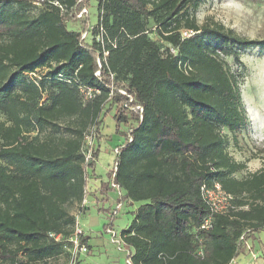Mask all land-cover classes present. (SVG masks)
<instances>
[{
  "label": "trees",
  "instance_id": "obj_1",
  "mask_svg": "<svg viewBox=\"0 0 264 264\" xmlns=\"http://www.w3.org/2000/svg\"><path fill=\"white\" fill-rule=\"evenodd\" d=\"M76 1L0 0V264H49L64 255L63 242L49 235L70 236L75 215L87 209L84 136L106 104L127 99L117 92L108 99L111 83L142 107L141 121L114 112L117 125L130 126L114 182L138 205L120 233L131 263L229 264L264 231V168L234 176L246 164L226 145L229 136L237 144L247 118L240 74L225 59L263 52L264 40L198 24L203 0H95L89 49L81 32L67 29ZM81 87L100 93L83 104ZM216 183L233 209L201 229L210 210L200 187Z\"/></svg>",
  "mask_w": 264,
  "mask_h": 264
},
{
  "label": "rangeland",
  "instance_id": "obj_2",
  "mask_svg": "<svg viewBox=\"0 0 264 264\" xmlns=\"http://www.w3.org/2000/svg\"><path fill=\"white\" fill-rule=\"evenodd\" d=\"M35 4L39 6L37 1ZM82 9L87 11V15L81 19L76 18ZM36 11L37 9L33 12ZM65 15L68 30L79 32L90 30L97 22L95 0H77L73 10ZM195 16L198 24L216 23L242 38L264 40V0H203L195 11ZM150 37L160 45H166L155 35L150 34ZM89 42L90 34L85 44ZM225 60L232 72L240 74V93L247 118V127L236 135L237 144L235 145L229 136L226 145L227 152L236 162L246 164L245 170L234 174L237 179H241L264 168V51L250 48L241 53L238 62L231 57ZM42 74L43 71L38 75ZM119 107L117 105L115 107V104L110 106L106 104L100 116L101 122L94 127L96 137L93 145L98 153L93 165L99 185L100 182L108 185L110 169L116 160L114 148L121 147L125 143L129 131L130 126L124 123L117 125L114 120V112ZM128 115L135 116L132 112H128ZM2 120L3 117L0 115V122ZM130 121L134 122L133 118ZM88 173L89 178L92 177L90 169ZM90 182L89 180L88 190ZM121 196L122 206L115 214L116 205L120 202L116 191L107 189L91 194L88 191L86 198L89 197V203L86 211L79 216V225L84 227V232L90 239L95 240L90 244L92 256H98V253H103L106 248L116 260L120 259L119 263L126 264L128 251L124 245H120V233L130 225L135 206L138 205H131L125 199L122 190ZM108 226L115 233V242H111V235L105 233L104 228ZM247 243L251 251L257 255L256 260L252 259L250 250L246 249L244 253L238 255L237 264H264V231L251 236ZM101 258H105V254ZM65 262L66 256H61L48 263L65 264Z\"/></svg>",
  "mask_w": 264,
  "mask_h": 264
},
{
  "label": "built area",
  "instance_id": "obj_3",
  "mask_svg": "<svg viewBox=\"0 0 264 264\" xmlns=\"http://www.w3.org/2000/svg\"><path fill=\"white\" fill-rule=\"evenodd\" d=\"M84 15H87V11L85 9H82L78 12V14L76 15V18L81 19L82 17H84ZM91 30H92V28L90 30L87 29L85 32L80 33V43H81V45L86 46L87 48H89V44H85V41H86L88 35L91 33ZM102 31L103 30L100 26L99 27V35L95 37V40L97 42H99L101 40ZM181 34L183 37H188L191 33L187 32V31H182ZM106 56H107V53L104 52L102 62H101L99 56L96 58L97 70L95 72V76H97V77H99L101 74L102 64L106 63V61H105ZM112 78H113V75L110 74V79L112 80ZM108 88L110 90L108 99H111L113 97L114 93H116V92L125 96L127 99L123 103H121L120 108L122 110L127 111V112H132V113L136 114L139 121H141V119H142V107L137 106V105H132V102H133L132 97L130 95H128L123 89H116L112 85V83L110 84V86H108ZM79 92H80V95L82 97L83 104H87L89 102H92L93 99L95 98V96L100 93L99 90L92 89L89 87H81L79 89ZM94 127H95V125L92 126L90 129H88L87 133L84 136V141H83L84 147L82 150V154L84 157L83 166L85 169L86 186H87L88 177H89L88 176L89 164H91L93 162V150H94L93 140L96 137L94 134V132H95ZM120 148L121 147L114 148L115 156H117L119 154ZM116 171H117V160L114 161L112 168L110 169V176H109V183H108V187L111 190L116 191L119 195L120 202L117 203V205H116V211H114L115 214L122 206L121 189L114 182V179L116 176ZM86 186H85V195H84V198H83L82 203H81V208H83V207L87 208L86 194H88V191H87L88 189L86 188ZM200 195H201L203 202L208 206V208L210 210V215H209V217H207L203 221V223L201 225V229H209L210 228L212 215H215V214L224 215V214H227L231 209H233V206L231 203V201H232L231 196L227 195L225 192H223L220 185L217 183L214 184L212 187H207L205 185H202L200 187ZM79 216H80V214L75 215V224L73 227L72 234H70V236H68L67 238L63 239L59 235L58 236L53 235V234L49 235V237L52 238L55 242H63V249H64V255L63 256H66L65 264H77L79 261V258L81 256H86L88 254V246L85 242H83L84 241V231L79 225ZM104 230H105L106 234L111 235V240H112L111 242H115L114 241L115 240L114 239L115 233L112 231V229L108 226V227H105ZM240 240H244L243 235L240 238ZM119 242H120V245H124L122 243L121 239ZM124 247H126V246H124ZM126 249L128 251V255L126 257L125 262H126V264H132L131 260H130L131 251L127 247H126ZM246 249L250 250L249 253H250L252 259L255 261L257 255L251 251L247 242H246ZM198 254L201 255L200 252ZM237 258L232 260L229 264H237Z\"/></svg>",
  "mask_w": 264,
  "mask_h": 264
},
{
  "label": "crops",
  "instance_id": "obj_4",
  "mask_svg": "<svg viewBox=\"0 0 264 264\" xmlns=\"http://www.w3.org/2000/svg\"><path fill=\"white\" fill-rule=\"evenodd\" d=\"M90 171L91 173L93 174L92 177L90 176V178L88 177V181L90 180L91 182L89 183L90 187H89V194H91L92 192H98L101 190V192L104 191H107V189H110L108 188V186L102 182H100L101 184L99 185L98 183V180H97V176L94 174L96 171H95V168H94V165H92V167L90 168ZM104 184V185H103ZM88 187V182H87V186L86 188ZM86 201H87V205L89 203V197L86 198ZM137 208V206H135V209ZM83 228V231H84V227H81ZM84 240L88 246V254L86 256H81L79 258V261L77 264H121L119 263L118 260L120 259H117L114 258L111 254H110V251H108V249H104V252L103 253H98L99 255L98 256H92L91 255V243L95 242L94 239H90L88 236H87V233L84 232ZM105 254V258H101L103 255Z\"/></svg>",
  "mask_w": 264,
  "mask_h": 264
}]
</instances>
